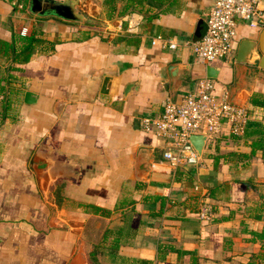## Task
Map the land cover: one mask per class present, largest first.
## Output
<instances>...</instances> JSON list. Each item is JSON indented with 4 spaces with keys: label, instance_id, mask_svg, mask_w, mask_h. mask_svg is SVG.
Masks as SVG:
<instances>
[{
    "label": "crops",
    "instance_id": "obj_1",
    "mask_svg": "<svg viewBox=\"0 0 264 264\" xmlns=\"http://www.w3.org/2000/svg\"><path fill=\"white\" fill-rule=\"evenodd\" d=\"M111 1L108 19V0H80L87 16L78 20L0 0V264H246L260 247L247 230L264 226V153L251 150L253 126L240 136L224 126L176 177L153 164L166 143L141 118L193 89L210 64L213 93L253 107L247 124L264 123V69L234 89L237 44L264 25L238 20L233 58L204 64L184 41L201 36L211 0L138 2L144 13L160 10L151 17L117 15L127 0ZM135 12L142 17L130 29ZM32 32L28 58H14L18 37ZM156 33L179 45L152 44ZM204 151L220 154L217 163ZM201 198L214 205L209 218L197 214Z\"/></svg>",
    "mask_w": 264,
    "mask_h": 264
},
{
    "label": "built area",
    "instance_id": "obj_2",
    "mask_svg": "<svg viewBox=\"0 0 264 264\" xmlns=\"http://www.w3.org/2000/svg\"><path fill=\"white\" fill-rule=\"evenodd\" d=\"M138 12L130 13L127 26L133 29L141 20ZM238 20L248 21L252 26L264 25V0H211V6L205 19V30L197 39H186L198 62L207 64L216 58L232 59L233 43ZM25 27L21 29L24 33ZM152 44L175 48L176 39L156 33L151 38ZM213 78L208 75L197 79L193 89L184 92L178 99L165 98L160 114L143 116L141 124L146 130H154L165 140L162 161L154 162L155 167H164L175 176L180 167L196 166L202 153L198 152L190 140L192 134L205 136L204 146L218 134L224 126L230 133L240 136L251 118L253 107L246 103L229 100L228 92L220 96L213 93ZM211 201L200 199L197 214L209 218L213 214Z\"/></svg>",
    "mask_w": 264,
    "mask_h": 264
},
{
    "label": "water",
    "instance_id": "obj_3",
    "mask_svg": "<svg viewBox=\"0 0 264 264\" xmlns=\"http://www.w3.org/2000/svg\"><path fill=\"white\" fill-rule=\"evenodd\" d=\"M79 4L80 0H29V10L40 15L55 14L67 19L81 20L87 14ZM205 26L206 23L203 21L198 23V29L202 33L205 30ZM199 37H194L193 39ZM258 67L264 69V27L260 30L257 38H243L237 44L234 69L238 79L235 81L234 89H239L245 75L254 74L256 76ZM206 70L208 76L216 77L218 74L217 68L210 64L206 67ZM31 93L29 90L25 92L26 101H30ZM229 100L236 103H244L233 98L231 93ZM190 140L198 152L202 153L205 136L203 134H192Z\"/></svg>",
    "mask_w": 264,
    "mask_h": 264
},
{
    "label": "trees",
    "instance_id": "obj_4",
    "mask_svg": "<svg viewBox=\"0 0 264 264\" xmlns=\"http://www.w3.org/2000/svg\"><path fill=\"white\" fill-rule=\"evenodd\" d=\"M141 0H127L126 3L124 4V7L118 11L117 15H122L126 12L129 11H138L141 13L142 9L137 7V3L140 2ZM107 4V8H106V12H105V17L110 19L113 16L114 10H115V6L114 4H112L111 0H108ZM160 11V10H159ZM158 10H156L154 13L152 14H148V13H144L143 14L146 17H151L152 15H156L159 12ZM22 42L24 41L20 52H16L14 53L13 57H18L19 55H24V58H28V56L30 55V51L32 49V47L35 45V42L38 41V38L35 36V33L32 32L29 35H22L18 37ZM14 40H15V36L12 38V50L15 51V46H14ZM14 57V58H15ZM1 91L5 90L6 88L4 86H0ZM7 91V89H6ZM251 101L258 103L260 102V99L256 96L253 95L251 96ZM9 106V101L7 98H4V102H3V110L5 111ZM253 126L252 127V131H254L256 133V136H254L253 138H251L250 140V147L251 150H255V149H261L264 153V123L262 122H254L251 124H247V128L249 126ZM246 132V130H245ZM248 133V131H247ZM218 146V144H216ZM234 153V152H231ZM205 154V156H209V157H213V160L215 159V163H217L218 161V157L220 154H216L215 152H203V155ZM194 166H187L185 168L180 167L178 170V173L176 174V177H179L180 175H182L185 171H189L193 168ZM220 189V188H219ZM218 190L217 186L215 187H211L210 188V194L211 196L215 195V191ZM163 203V200L162 202ZM246 230V228L244 229ZM248 239L252 240V241H259V249L256 251H252L246 261V264H264V226L261 229H248ZM180 253H185L187 251L184 250H177Z\"/></svg>",
    "mask_w": 264,
    "mask_h": 264
}]
</instances>
